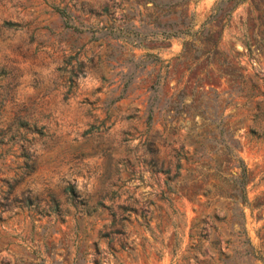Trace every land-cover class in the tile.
<instances>
[{
	"label": "rangeland",
	"instance_id": "obj_1",
	"mask_svg": "<svg viewBox=\"0 0 264 264\" xmlns=\"http://www.w3.org/2000/svg\"><path fill=\"white\" fill-rule=\"evenodd\" d=\"M0 264H264V0H0Z\"/></svg>",
	"mask_w": 264,
	"mask_h": 264
},
{
	"label": "trees",
	"instance_id": "obj_2",
	"mask_svg": "<svg viewBox=\"0 0 264 264\" xmlns=\"http://www.w3.org/2000/svg\"><path fill=\"white\" fill-rule=\"evenodd\" d=\"M58 11L62 15H66L67 14L66 11H64L63 8L62 9H58ZM243 176H244V167L241 168V170H240V177H238V179H237L239 185H243V181H244L243 180ZM69 188H71V186H69Z\"/></svg>",
	"mask_w": 264,
	"mask_h": 264
}]
</instances>
